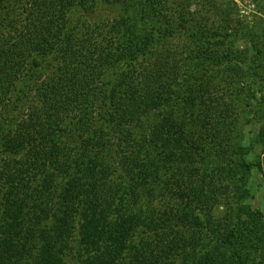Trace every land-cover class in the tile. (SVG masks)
<instances>
[{"label": "trees", "instance_id": "obj_1", "mask_svg": "<svg viewBox=\"0 0 264 264\" xmlns=\"http://www.w3.org/2000/svg\"><path fill=\"white\" fill-rule=\"evenodd\" d=\"M100 1L122 19L93 20L97 0H0V264L264 258L233 175L255 152L244 126L264 155V26L215 0Z\"/></svg>", "mask_w": 264, "mask_h": 264}, {"label": "rangeland", "instance_id": "obj_2", "mask_svg": "<svg viewBox=\"0 0 264 264\" xmlns=\"http://www.w3.org/2000/svg\"><path fill=\"white\" fill-rule=\"evenodd\" d=\"M215 3L217 5H232L234 8L233 11V17L235 19L240 20L243 24H246L250 29L252 27H255V25L258 26H264V0H215ZM225 7V6H224ZM96 13L95 16H93V20L95 19H113L121 16L124 14V8L123 11L119 9L118 7H113L106 5L102 3L100 0H97L96 3ZM124 12V13H123ZM130 14V13H128ZM122 19V16H121ZM124 20V18H123ZM162 35L161 33L159 34ZM178 37H175L172 40V43H169L173 46H175L176 41ZM254 40H257V37L254 38ZM264 42V39H263ZM168 44L167 40H160L159 47H163L164 45ZM243 44V43H241ZM23 115L19 114L21 117ZM247 115V116H246ZM18 114L11 116L10 125H14L17 120L19 119ZM245 116L248 117L249 121L253 124L255 123V127L260 126L261 120H263V116H260L259 114H255L253 110H247L245 113ZM8 127L10 126L7 124ZM243 125V124H242ZM245 125V124H244ZM252 128L248 125L244 126L243 128V137H242V144L244 146H252L255 152L249 153L245 160L247 163H249V172L245 176L241 177L240 174L233 171V175L235 176V179L241 181H244L246 184L247 189L249 190L248 197L244 200L245 204L248 205L253 211H256L260 213L264 217V155L260 154L261 152V146L262 144V136L258 135L257 132H255V135L252 132ZM0 135V139H1ZM115 143V141L113 142ZM204 156V155H203ZM115 161V158H114ZM198 163L196 165H206V163L200 162L196 160ZM261 162V169L256 168L255 164ZM214 170L213 168H210ZM212 170V171H213ZM225 179V178H221ZM241 179V180H240ZM158 197L154 202V205H158ZM223 214V208H217L214 211V216L217 218H220V215ZM233 264H264V258L263 257H257L253 254L252 250L249 254V257L245 259V262L237 263L234 260L231 261Z\"/></svg>", "mask_w": 264, "mask_h": 264}]
</instances>
